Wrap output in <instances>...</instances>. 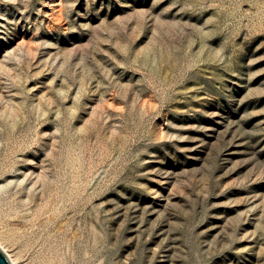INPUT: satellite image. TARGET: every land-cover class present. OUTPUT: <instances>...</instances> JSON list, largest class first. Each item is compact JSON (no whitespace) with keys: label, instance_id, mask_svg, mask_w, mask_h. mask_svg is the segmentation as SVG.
I'll return each mask as SVG.
<instances>
[{"label":"rangeland","instance_id":"rangeland-1","mask_svg":"<svg viewBox=\"0 0 264 264\" xmlns=\"http://www.w3.org/2000/svg\"><path fill=\"white\" fill-rule=\"evenodd\" d=\"M0 249L264 264V0H0Z\"/></svg>","mask_w":264,"mask_h":264},{"label":"water","instance_id":"water-1","mask_svg":"<svg viewBox=\"0 0 264 264\" xmlns=\"http://www.w3.org/2000/svg\"><path fill=\"white\" fill-rule=\"evenodd\" d=\"M0 264H11L7 256L0 249Z\"/></svg>","mask_w":264,"mask_h":264},{"label":"bare ground","instance_id":"bare-ground-1","mask_svg":"<svg viewBox=\"0 0 264 264\" xmlns=\"http://www.w3.org/2000/svg\"><path fill=\"white\" fill-rule=\"evenodd\" d=\"M12 259V258H11ZM12 264H16V260L12 259Z\"/></svg>","mask_w":264,"mask_h":264}]
</instances>
